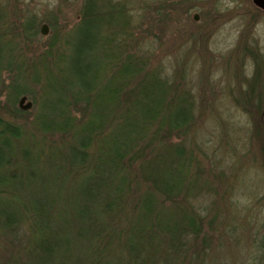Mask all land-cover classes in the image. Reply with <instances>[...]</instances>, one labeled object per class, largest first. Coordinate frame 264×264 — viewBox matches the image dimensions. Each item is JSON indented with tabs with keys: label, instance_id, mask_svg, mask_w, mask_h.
Masks as SVG:
<instances>
[{
	"label": "trees",
	"instance_id": "obj_1",
	"mask_svg": "<svg viewBox=\"0 0 264 264\" xmlns=\"http://www.w3.org/2000/svg\"><path fill=\"white\" fill-rule=\"evenodd\" d=\"M125 6L85 0L64 40L30 58L40 22L16 29L0 10V91L15 112L0 118V264H178L201 233L191 203L213 182L186 139L198 96L152 68ZM255 93L242 105L261 110L264 91ZM24 95L36 106L29 125L18 123Z\"/></svg>",
	"mask_w": 264,
	"mask_h": 264
},
{
	"label": "rangeland",
	"instance_id": "obj_2",
	"mask_svg": "<svg viewBox=\"0 0 264 264\" xmlns=\"http://www.w3.org/2000/svg\"><path fill=\"white\" fill-rule=\"evenodd\" d=\"M84 1L0 0V10L7 11L16 29L32 15L40 22L38 36L25 45L30 58L33 49L44 51L52 37L64 40L78 24ZM110 1H126V13L134 20L133 37L152 68L179 76L199 99V132L186 139L213 183L199 189L191 203L201 233L187 242L190 252L183 251L176 261L264 264V106L258 110L242 105L252 89L255 94L264 91V10L253 0H183L172 21L168 15L176 0ZM162 9L166 12L161 15ZM43 23L49 24L48 35L40 32ZM4 75L8 83L12 73ZM1 90L0 118L14 120V104L7 101L6 89ZM27 96L33 107L18 120L25 125L36 112L32 95ZM40 186L26 187L33 191ZM4 243L0 236V259L6 255ZM32 247L33 240L18 244L25 255Z\"/></svg>",
	"mask_w": 264,
	"mask_h": 264
},
{
	"label": "water",
	"instance_id": "obj_3",
	"mask_svg": "<svg viewBox=\"0 0 264 264\" xmlns=\"http://www.w3.org/2000/svg\"><path fill=\"white\" fill-rule=\"evenodd\" d=\"M253 2L260 8L264 9V0H253ZM194 19L197 21L199 19V16L195 15ZM41 32L43 35H47L49 33V27L47 24L43 25ZM27 99V96H23L19 101V107L25 111L31 109L33 106V103L31 101H27Z\"/></svg>",
	"mask_w": 264,
	"mask_h": 264
}]
</instances>
